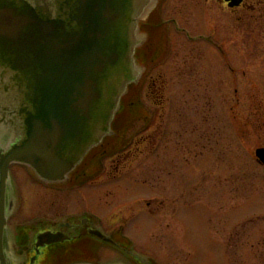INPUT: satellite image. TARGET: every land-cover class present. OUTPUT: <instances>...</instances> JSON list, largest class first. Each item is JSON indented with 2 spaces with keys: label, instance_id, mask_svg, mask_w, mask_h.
I'll list each match as a JSON object with an SVG mask.
<instances>
[{
  "label": "rangeland",
  "instance_id": "obj_1",
  "mask_svg": "<svg viewBox=\"0 0 264 264\" xmlns=\"http://www.w3.org/2000/svg\"><path fill=\"white\" fill-rule=\"evenodd\" d=\"M252 2L254 10L231 14L205 0L155 1L141 22V39L153 42L142 49L146 72L120 102L104 143H127L122 174L45 187L13 168L15 212L35 217L58 202L122 211L127 234L162 264H264V167L254 155L264 148V0ZM213 29L217 48L202 42ZM151 77L165 83L160 99ZM157 127L164 135L154 150Z\"/></svg>",
  "mask_w": 264,
  "mask_h": 264
},
{
  "label": "water",
  "instance_id": "obj_2",
  "mask_svg": "<svg viewBox=\"0 0 264 264\" xmlns=\"http://www.w3.org/2000/svg\"><path fill=\"white\" fill-rule=\"evenodd\" d=\"M151 3L0 0V238L11 164L62 181L110 133L138 77V15ZM255 156L264 166V148Z\"/></svg>",
  "mask_w": 264,
  "mask_h": 264
},
{
  "label": "flooded vegetation",
  "instance_id": "obj_3",
  "mask_svg": "<svg viewBox=\"0 0 264 264\" xmlns=\"http://www.w3.org/2000/svg\"><path fill=\"white\" fill-rule=\"evenodd\" d=\"M252 1L243 0L238 7L230 9L222 0H205V6L213 2V7L225 8L231 14H237L241 9L254 10ZM183 31L187 42L189 38L191 39L192 33L186 28ZM217 33V29L209 30V35L213 37L212 40H215ZM212 40L208 42L207 38H204L202 42L217 48L219 42ZM152 45V41L146 40L143 48H148L149 51ZM142 51L140 49L137 59L146 66L147 54L143 57ZM144 74L141 75L140 84ZM148 87L158 99L162 98L161 92L166 88L160 77H151ZM154 134V138H150L152 148L155 150L164 132L157 127V132ZM148 140L146 137L141 139L142 145L149 143ZM5 141V138H0L3 144ZM104 143L105 139L100 147L86 155L82 163L63 182L54 184V186L78 188L94 178L107 176V179L111 181L120 177L131 156L130 149L127 151V143L120 150L106 149ZM3 144H0V152ZM91 154L93 156L89 158ZM97 167L100 171L96 170ZM13 168L14 166L8 169L9 186H6L5 192V227L0 238V264H162L155 257H151L153 255L138 247L134 239L127 234L130 229L128 227L130 217L124 218L122 211L116 215L110 212L94 214L88 208L71 210L69 209L70 203L67 204V208L66 206L62 208L58 202L57 205L51 203V207H55L53 212L46 210L39 212L35 217L15 212L16 198L13 190L11 192L10 189ZM42 184L45 187L52 186ZM151 202L153 201H145L144 204L149 207ZM48 208L50 209V206L47 205ZM14 216L18 217L13 218Z\"/></svg>",
  "mask_w": 264,
  "mask_h": 264
},
{
  "label": "bare ground",
  "instance_id": "obj_4",
  "mask_svg": "<svg viewBox=\"0 0 264 264\" xmlns=\"http://www.w3.org/2000/svg\"><path fill=\"white\" fill-rule=\"evenodd\" d=\"M153 7V4L151 3L150 5H148V7L144 8V10L141 12L140 15H138L139 19H145V17L147 16V14L150 12L151 8Z\"/></svg>",
  "mask_w": 264,
  "mask_h": 264
}]
</instances>
